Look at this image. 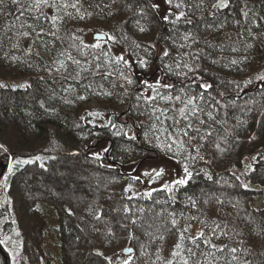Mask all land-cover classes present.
<instances>
[{
	"label": "trees",
	"instance_id": "trees-1",
	"mask_svg": "<svg viewBox=\"0 0 264 264\" xmlns=\"http://www.w3.org/2000/svg\"><path fill=\"white\" fill-rule=\"evenodd\" d=\"M215 3L4 0L2 264H264V0Z\"/></svg>",
	"mask_w": 264,
	"mask_h": 264
},
{
	"label": "rangeland",
	"instance_id": "rangeland-1",
	"mask_svg": "<svg viewBox=\"0 0 264 264\" xmlns=\"http://www.w3.org/2000/svg\"><path fill=\"white\" fill-rule=\"evenodd\" d=\"M93 41H95L94 34L88 35L87 36V42L88 43H91ZM176 169L179 170L178 171V175H181L182 178H183L184 172L182 170V167L175 166L169 160H167V161H165L163 163H158V164H155V165H150L149 167H146V169L144 168V170L141 172L138 183L143 188H149V189H153L155 187L163 186V184H165L166 182H173L174 181ZM74 172H72V171H69V172L66 171L65 172L64 175L65 176H68V178H67L68 181H72V180L75 179V177H76L77 174L74 173ZM1 192H2V188L0 187V195H1ZM53 193H55V192H53ZM4 239H5V236L0 231V243L1 244H3ZM64 250L66 251V247L64 248ZM96 250H101V249H96ZM95 251H94V253H95ZM103 253H104V251H103ZM118 255L119 254H113V255H110L109 256L110 257L109 260H110V263L111 264H113V260ZM3 256L4 255L0 254V264H2L3 261H5L4 258H3ZM54 257L56 258V260H54V264H57V258L59 257V255L58 254H54ZM128 258L129 257L125 258L124 260L127 261ZM10 264H11V262H10Z\"/></svg>",
	"mask_w": 264,
	"mask_h": 264
},
{
	"label": "snow or ice",
	"instance_id": "snow-or-ice-1",
	"mask_svg": "<svg viewBox=\"0 0 264 264\" xmlns=\"http://www.w3.org/2000/svg\"><path fill=\"white\" fill-rule=\"evenodd\" d=\"M11 2L12 3H16L17 2V0H11ZM34 2L37 4V6H39L40 4H47V2H48V0H34ZM167 2L169 3V4H171V2H172V0H167ZM228 3H230V0H228ZM228 3H226V0H217V3H215L214 5H213V7L214 8H217V9H220V8H226V7H228ZM4 5V0H0V6H3ZM73 7L75 6V5H72ZM154 7H158V5H154ZM177 7H179V5H177ZM245 7H247V5H245ZM245 17H247V15H248V13L247 12H243L242 13ZM184 16V13L183 12H181L180 13V17H183ZM180 17H178V19L180 18ZM165 19H168V17H165ZM189 23H191V21H189ZM141 30H143V29H141ZM165 55H167V53H165ZM233 63H235V61H233ZM261 79H264V77H261ZM129 84H131L132 83V81L131 80H129V81H127ZM200 87H202L204 90H205V92L207 91V89L208 88H210L211 87V85H207V84H203V85H200ZM81 99H84V97H80ZM176 99H180V97L179 96H177V97H175ZM139 99V98H138ZM168 99H171V97H168ZM200 99H203V93H201L200 94ZM147 100H149V101H152V100H155V97H147ZM195 100H196V96H191L189 99H188V101H187V104H186V106H188V105H191V108H190V113L192 114V115H197V113H198V108H197V106L195 105ZM182 111V115H187L186 113H184L183 112V110H181ZM199 111H203V109H199ZM200 123H204L203 121H200ZM192 127H193V125L190 123V124H188V129H192ZM184 135L185 136H188L189 135V133H188V131H185L184 132ZM186 172H187V169L185 170ZM188 175H190V173H188ZM177 183L178 184H186L187 183V180L186 179H181V180H179V181H177ZM150 195V194H149ZM133 223H135V221H133ZM175 223V221H173V224ZM203 237V233H201V238ZM192 241H193V244L195 245V247L196 248H199V243H197V238H192ZM203 243H209L208 241H206V240H204L203 241ZM175 247L177 248V249H179V248H181V244H176L175 245ZM213 247H215L214 245H213ZM187 251L191 254V256L193 257V258H195L198 254H197V252L196 251H194L192 248H189V249H187ZM219 251H223V249H219ZM232 253H235L236 251H237V249L236 248H232L231 250H230ZM200 255H204V253H199ZM173 255L174 256H176V255H179V253H176V252H174L173 253ZM232 259L233 260H236L237 259V257L235 256V255H233L232 256ZM170 264H171V262H170ZM183 264H189V261L187 260V259H185L184 261H183ZM194 264H200V262L198 261V260H195L194 261Z\"/></svg>",
	"mask_w": 264,
	"mask_h": 264
},
{
	"label": "water",
	"instance_id": "water-1",
	"mask_svg": "<svg viewBox=\"0 0 264 264\" xmlns=\"http://www.w3.org/2000/svg\"><path fill=\"white\" fill-rule=\"evenodd\" d=\"M94 38H95V40H98V41H105L107 39V35L103 34V33H97V34L94 35ZM1 167H3V171H2V174H1V175H3L4 172L7 169V166L5 164H1ZM134 252H135V249L133 247L125 248L122 251V255L118 256L117 258H115L113 260V264H122L124 259L127 258V257L132 256L134 254ZM95 254L98 255V256H102L103 255V251L102 250H96Z\"/></svg>",
	"mask_w": 264,
	"mask_h": 264
}]
</instances>
